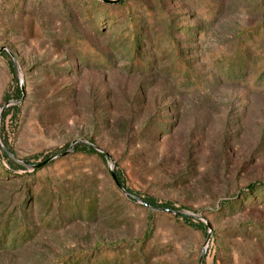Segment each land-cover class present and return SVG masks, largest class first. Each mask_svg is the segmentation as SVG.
Listing matches in <instances>:
<instances>
[{
  "label": "rangeland",
  "instance_id": "rangeland-1",
  "mask_svg": "<svg viewBox=\"0 0 264 264\" xmlns=\"http://www.w3.org/2000/svg\"><path fill=\"white\" fill-rule=\"evenodd\" d=\"M125 1L0 0V264H264V0Z\"/></svg>",
  "mask_w": 264,
  "mask_h": 264
},
{
  "label": "trees",
  "instance_id": "trees-1",
  "mask_svg": "<svg viewBox=\"0 0 264 264\" xmlns=\"http://www.w3.org/2000/svg\"><path fill=\"white\" fill-rule=\"evenodd\" d=\"M125 0H122L119 4L117 5H108L106 6L109 10L111 11H114V10H117L119 9L120 7L124 6L125 5ZM139 47V44L137 41H133V53H135V51L138 49ZM175 51H177L175 49ZM3 56H6L9 60V66H10V69H11V72L14 76V81L18 84V78H17V73H16V68L14 66V63L11 61L10 59V56L7 55V54H3ZM246 64H247V61H246V58L245 56H239L236 61H234L233 63V66L234 68H232V71H230L228 74H229V79L231 81H239V80H242L244 79L245 77V72H244V68H246ZM185 72V76H187L188 72L186 69H183ZM16 95L18 97H21V89L19 88V86L16 87ZM6 101H10L8 99V97L5 98ZM18 108L17 107H13L11 110H17ZM10 112V111H9ZM8 112V113H9ZM8 113L4 115L3 119H6V117L8 116ZM77 149H81L83 150V152H86L88 154H91V155H96L98 157H100L102 160H106L105 158V155L98 152L94 147H89V146H85V145H80ZM12 153V152H11ZM14 154V153H12ZM7 155V159L8 161L11 163V165L13 164L12 160L10 159L11 156L13 155ZM51 157H46V161H49ZM27 163H29V160H26ZM8 174V173H7ZM117 181L119 182V184L129 193V194H134L132 192V190L126 185V182L120 177V175L117 176ZM145 202L147 204H149L152 208L154 209H166V210H173L175 209V207L170 204V203H165V204H158L155 200L153 199H150V198H147L145 199ZM176 210V209H175ZM186 220H188L187 217H184ZM193 226V225H192ZM198 228L200 229H206L205 225L203 223H200L198 226Z\"/></svg>",
  "mask_w": 264,
  "mask_h": 264
},
{
  "label": "water",
  "instance_id": "water-1",
  "mask_svg": "<svg viewBox=\"0 0 264 264\" xmlns=\"http://www.w3.org/2000/svg\"><path fill=\"white\" fill-rule=\"evenodd\" d=\"M101 2L107 4V5H117L119 4L122 0H100ZM1 53V51H0ZM20 89H21V92H22V99L20 101H17L15 103H8L7 105L4 106L3 110H2V113L0 115V120H1V117L2 115L6 112L7 108L13 106V105H18L20 103H23L26 99V90H25V87L23 85L20 86ZM98 152L104 154L102 151L98 150L97 148H95ZM106 155V154H104ZM107 156V155H106ZM113 175V178L115 179L116 181V184L117 186L123 191L125 192L126 194L129 195V193L119 184V182L116 180V177L114 176V173L112 174ZM140 202H142L146 207L148 208H151V209H154L152 208L149 204L147 203H144L142 200L138 199ZM164 211H168V212H171L170 210H164ZM208 227L210 228L209 224H207ZM210 238H211V234L209 235L208 239H207V244H209L210 242ZM201 264H204V256L201 258Z\"/></svg>",
  "mask_w": 264,
  "mask_h": 264
}]
</instances>
